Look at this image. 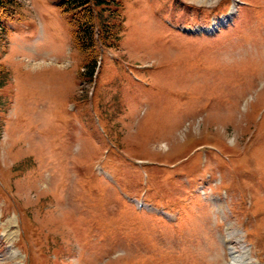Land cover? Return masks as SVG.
<instances>
[{
    "label": "rangeland",
    "instance_id": "rangeland-1",
    "mask_svg": "<svg viewBox=\"0 0 264 264\" xmlns=\"http://www.w3.org/2000/svg\"><path fill=\"white\" fill-rule=\"evenodd\" d=\"M14 5L0 264H264V0H109L85 50L59 0Z\"/></svg>",
    "mask_w": 264,
    "mask_h": 264
},
{
    "label": "trees",
    "instance_id": "trees-1",
    "mask_svg": "<svg viewBox=\"0 0 264 264\" xmlns=\"http://www.w3.org/2000/svg\"><path fill=\"white\" fill-rule=\"evenodd\" d=\"M15 0H0V18L12 19L17 12ZM63 10L70 14L73 23V37L80 49H89L96 44L94 28V6H101L109 0H60ZM107 28V27H106ZM108 30V28L106 29ZM92 71L97 66V58L92 61Z\"/></svg>",
    "mask_w": 264,
    "mask_h": 264
},
{
    "label": "bare ground",
    "instance_id": "bare-ground-1",
    "mask_svg": "<svg viewBox=\"0 0 264 264\" xmlns=\"http://www.w3.org/2000/svg\"><path fill=\"white\" fill-rule=\"evenodd\" d=\"M233 254H235V253L231 252V254H230V256H231V258H230L231 264H240L239 260H240L241 264H244V260L243 259L241 260V258L239 259L236 256H234Z\"/></svg>",
    "mask_w": 264,
    "mask_h": 264
}]
</instances>
